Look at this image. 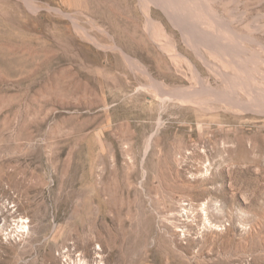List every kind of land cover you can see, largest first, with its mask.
I'll use <instances>...</instances> for the list:
<instances>
[{
    "label": "rangeland",
    "instance_id": "obj_1",
    "mask_svg": "<svg viewBox=\"0 0 264 264\" xmlns=\"http://www.w3.org/2000/svg\"><path fill=\"white\" fill-rule=\"evenodd\" d=\"M0 264H264V0H0Z\"/></svg>",
    "mask_w": 264,
    "mask_h": 264
},
{
    "label": "bare ground",
    "instance_id": "obj_2",
    "mask_svg": "<svg viewBox=\"0 0 264 264\" xmlns=\"http://www.w3.org/2000/svg\"><path fill=\"white\" fill-rule=\"evenodd\" d=\"M166 1H167V0H166ZM184 22H185V20H184V21H182V22H180L179 24H182V25H184V24H183ZM180 26H181V25H180ZM187 26H188V25H187V22H186V26H185V27H187ZM182 28H183V26H182ZM186 29H187V28H186ZM188 29L190 30V28H189V27H188ZM191 30H192V29H191ZM187 31H188V30H187ZM184 32H186V31H184ZM185 34H186V33H185ZM187 34H188V32H187ZM191 34L193 35V33H192V32H191ZM189 37H190V35H189ZM191 37H192V36H191ZM191 37H190V38H191ZM190 38H189V39H190ZM191 39H192V38H191ZM191 39H190V40H191ZM193 40H194V39H193ZM198 43H199V42H198ZM22 221H23V220H22Z\"/></svg>",
    "mask_w": 264,
    "mask_h": 264
}]
</instances>
